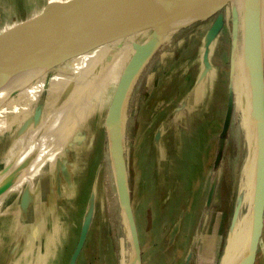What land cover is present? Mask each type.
<instances>
[{
  "label": "rangeland",
  "instance_id": "1",
  "mask_svg": "<svg viewBox=\"0 0 264 264\" xmlns=\"http://www.w3.org/2000/svg\"><path fill=\"white\" fill-rule=\"evenodd\" d=\"M251 1L259 8L254 27L256 56L255 61L250 60L251 66L256 63L257 72L249 75V82H255L262 74L264 0ZM243 11L240 0H227L208 18L163 35L155 30L159 23L153 27L148 21L131 26V17L139 18L144 11L130 6L106 24L70 32L68 43L57 51L52 48V39L47 41L41 49L43 54L36 56L30 72L33 75L29 78L28 74L22 84L26 88L40 85V92L26 102L23 110L16 111L10 130L0 129V134L5 132L0 135V182L4 177L6 185H14L2 201L15 197L32 181L45 184L46 180L52 185L54 199L55 191L59 192V187L72 175L68 164L80 152L77 136H85L84 148L92 137L98 144L94 145L96 159L92 165V169H98L96 189L103 214L111 220L107 226L109 234L114 235L113 238L110 235L111 247L119 253L122 264L127 259L125 256L123 260L124 251L127 247L132 250L134 239L125 214L123 220L119 175L121 178L127 175L140 243V264L148 263L147 254L159 244V233L153 234L149 228L160 201L163 210L167 208L170 212L171 224L176 219L183 220L180 229L177 226L175 229L180 236L190 234L195 238L189 247L202 264H217L232 219L242 156L236 73L245 43ZM219 16L223 24L211 40V28ZM120 39L119 47L114 46ZM135 42L149 46L140 58L135 57ZM24 45L0 60V74ZM97 50H100L97 59L92 56L94 59L79 69L78 61ZM133 62L126 91L113 114L117 87ZM17 97L18 90L12 94L14 100ZM54 110L70 111L61 127L58 124L53 127V133H60L58 152L51 153L46 148L41 170L36 174L32 158L20 168L15 164L23 146L18 144L19 140L30 136L32 131L36 132V141L42 139L43 125L55 120ZM72 134L76 138L73 142L69 137ZM89 188L85 193L88 197L92 190ZM140 215L142 224L137 220ZM56 226L60 232L56 223L52 224V232ZM79 228L78 225L77 231ZM85 228L83 225L82 233Z\"/></svg>",
  "mask_w": 264,
  "mask_h": 264
},
{
  "label": "crops",
  "instance_id": "2",
  "mask_svg": "<svg viewBox=\"0 0 264 264\" xmlns=\"http://www.w3.org/2000/svg\"><path fill=\"white\" fill-rule=\"evenodd\" d=\"M68 1L71 0H0V34L24 21L45 14ZM155 4L154 0H150L147 4L136 5L135 10H142L144 13L139 18L132 16L130 19L131 26L146 22L148 11L155 10ZM135 36L136 34L133 38ZM118 41L121 43V39ZM98 42L100 41L98 40ZM60 43H64V40ZM120 43H115L114 46L119 47ZM20 51L13 55L12 63L1 71L0 81L14 73L15 65L18 66L20 60H22L19 59ZM99 51L93 52L92 55L88 54V58L81 55L82 58L78 61L79 69L85 66L86 61L90 62L92 56L97 59ZM35 63L36 58H33L24 69L18 71L14 77L6 81L5 87L3 86L0 89V121L3 120V117L6 118L0 123V129L5 130L6 128L5 132L10 130L14 124L16 111L23 110L27 106L26 102L31 97L38 95L41 90L40 85H31L28 88L22 85L28 74H30L29 78L33 75L30 72ZM17 90L18 97L14 100L12 94ZM69 113L70 111L63 112V110H59V113L56 111L55 120L44 124L42 133L45 138L43 142L45 148H48L51 139L52 151L54 147L58 146L60 134L55 138L51 131H53L56 124L61 127L63 119ZM24 136L25 134L21 136V139ZM33 136L31 133L30 136L24 138L25 140L33 139ZM69 137L72 142L76 139H74L73 134ZM84 138L83 135L77 136L81 146L80 152L76 156L73 155V158L69 160L72 163L68 165L71 168L72 175L66 184L59 187V192L55 191L54 199L52 198V185L47 180L45 184L32 181L8 201H2L4 195L9 191L8 188H3L0 193V202L2 201L0 204V264H122L119 253L111 247L110 235L112 238L114 235L113 233L109 234L107 227L111 220L103 214L99 189H96V185L99 183L98 178L95 177L98 169H92L94 159H96L94 152L96 143L93 142L91 137L87 148H84L82 146ZM23 140H19L18 144H22L21 141ZM44 154L41 156L43 160L45 158ZM40 170L38 168L36 173ZM20 182L21 180L18 183ZM89 187L92 188L91 194L89 197L86 195V197L85 193ZM62 191L64 194H62ZM94 191H96V194H94ZM150 201V213H152L154 201L152 199ZM88 203L89 205L86 206ZM157 203V219L154 222L156 217L152 214L149 229L153 231V234L154 231L159 233V244L147 254L148 263L143 261L142 264H202L197 254L189 247V243L195 242V238L192 239L190 234L184 237L180 236L175 229L176 226L178 230L180 229L183 220L176 219L171 224L169 220L170 212L167 208L166 211L163 210L161 201ZM100 210L101 214H98ZM135 216L137 217V213H135ZM139 217L137 220L141 222L142 216ZM53 223L60 226V232L57 226L52 232ZM156 224L157 229H155ZM78 225L80 226L79 231H77ZM83 225L86 227L84 233H82ZM155 241L157 242V240ZM255 264H264V228Z\"/></svg>",
  "mask_w": 264,
  "mask_h": 264
},
{
  "label": "bare ground",
  "instance_id": "3",
  "mask_svg": "<svg viewBox=\"0 0 264 264\" xmlns=\"http://www.w3.org/2000/svg\"><path fill=\"white\" fill-rule=\"evenodd\" d=\"M146 1L149 2L150 0H140L134 3L132 6H136ZM154 1L156 2L155 4V9H156L157 6H159V4H157V0ZM213 1L214 0H195L193 4L197 9L202 10L207 6H209ZM240 1L242 3V7L244 10L243 12L245 16V10L247 9V3L249 2V0H240ZM149 13L150 11H148V14ZM101 21L105 22L106 20L103 19ZM145 21L147 22V19ZM180 21L179 22L177 21V23H180ZM153 25H157V23ZM175 25L176 22L170 23L168 25L158 24L155 30L165 35L170 30L176 28ZM254 31L255 29L253 30L249 41H246V31H245V35H244L245 43L243 45L244 48L237 63L238 70L236 73V92H237L236 100L238 103V123L242 128V156H241L240 168L237 174V184H236V193L234 197L232 219L229 224L224 248L217 264H248L247 262H248V254H249L250 237H251L252 225H253V202H254V193H255V180L261 163L262 162L264 163V130L261 124L260 106L258 103V96L261 93H264V47H263V60L261 66L262 68L261 77L257 78L258 80H256L255 82H249V75L257 72L256 63H253L252 66L250 64V60L255 61V56H256V38ZM20 33L22 32L19 31L11 34L0 43V60L5 55L10 53L12 50L13 51L14 49L16 50V48L21 46L22 43L23 44L25 43L26 46L24 45V47H21L19 49L21 50L19 53L20 55L19 59L23 58L25 51L30 43V40L20 38L19 36ZM15 66L16 67L13 70L14 73L11 74L10 77H4L0 81V89L3 86L5 87L6 81L9 78L14 77V75L19 71L17 70L18 66L17 65ZM115 124L117 123L115 122ZM31 133L34 135L33 139L29 138L28 140L21 141L23 144V148L18 154L15 164H19L20 166H22L20 168H23L24 161L32 158L31 162H33L32 166L34 168L33 173H36L38 168L39 170L41 169L40 167L43 160L41 156L44 154L46 150L43 144L45 138L42 133L41 136L42 139L36 141L37 140L36 132L32 131ZM59 134L60 133L56 131L53 133V137L57 138ZM48 149L49 150L51 149V152H58L57 148L56 149L53 148L52 151V141L48 143ZM20 162L22 163V165L20 164ZM69 163L71 162L69 161ZM2 178L3 181L0 182V193L3 191V188L6 187L8 189H11L13 188L12 186H14L13 184L6 185L5 184L6 179H4V177ZM118 182L120 184L119 186H120L121 199H122V208L125 211L124 214L128 219L134 239V245L132 247V250L131 248L127 247L124 251L125 252L124 258L125 256L127 257V259L125 260V264H139L140 253L138 251V245L135 238L132 216L130 213L129 206L127 205V200H128V189L126 183L127 175H124L123 178H121V176L119 175Z\"/></svg>",
  "mask_w": 264,
  "mask_h": 264
},
{
  "label": "water",
  "instance_id": "4",
  "mask_svg": "<svg viewBox=\"0 0 264 264\" xmlns=\"http://www.w3.org/2000/svg\"><path fill=\"white\" fill-rule=\"evenodd\" d=\"M140 0H71L61 5H58L55 9H52L45 14L31 18L24 21L0 34V43L6 39L9 35L21 31L20 38L30 40V43L25 51V54L17 68V70L24 69L29 62L36 58L38 55H42L45 43L52 39V48L55 51L59 50L64 43H68L66 38L68 34L78 29L92 28L95 24H106L107 21L116 16L124 9L132 6L134 3ZM195 0H160L159 6L155 10L150 11L147 21L153 24L159 23L161 25H168L176 22V28L187 26L188 24L204 20L217 12L227 0H214L209 6L200 10L197 9L193 2ZM259 8L254 6L250 0L247 3V9L245 10V25H246V41H249L256 22V11ZM105 19V22L101 20ZM181 20V21H180ZM177 21L180 23H177ZM223 24L222 18L219 16L211 28V37L213 40L218 34ZM64 40V43L60 41ZM133 47L137 51L136 58H140L143 53L149 50V46L142 43H133ZM137 62V61H136ZM135 62L131 63L124 77L121 79L113 100V114L118 110L123 95L126 91L129 76L133 70ZM258 103L260 106V119L264 130V93L258 96ZM228 124L225 125L226 130ZM118 182V186H119ZM120 191V186H119ZM120 202L122 206L121 192ZM127 205L129 206L132 221L134 224V233L136 242L138 245V251L140 253V243L138 233L136 230V223L130 199L128 195ZM123 210V208H122ZM123 219H124V212ZM264 228V163L262 162L258 170L255 180V193L253 202V225L250 237L248 264H255L260 238L262 236ZM81 244V243H80ZM140 264V261H139Z\"/></svg>",
  "mask_w": 264,
  "mask_h": 264
}]
</instances>
